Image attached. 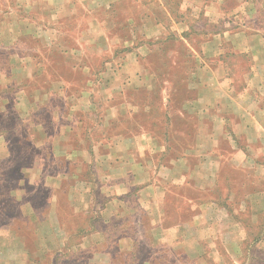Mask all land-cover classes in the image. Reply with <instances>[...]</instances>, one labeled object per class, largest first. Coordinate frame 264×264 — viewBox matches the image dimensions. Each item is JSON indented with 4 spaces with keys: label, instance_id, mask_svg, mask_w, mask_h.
I'll return each mask as SVG.
<instances>
[{
    "label": "crops",
    "instance_id": "crops-1",
    "mask_svg": "<svg viewBox=\"0 0 264 264\" xmlns=\"http://www.w3.org/2000/svg\"><path fill=\"white\" fill-rule=\"evenodd\" d=\"M82 1L78 2L81 10L90 14L98 4L110 7L123 0H91L94 5L91 8ZM131 1L147 11L141 15V26L134 27L138 32L133 39L142 34L153 44L127 40L136 45L135 50L118 64L111 60L107 31L88 28L87 33L97 40L95 51L107 58L110 54L98 71L82 67L95 96L90 93L85 96L79 91L68 93L74 82L62 76L46 81V88L39 90L37 98L23 92L15 95V108L28 107L21 116L28 127L32 151L27 161L14 162L8 133L0 132V161H7L19 173L16 185L8 192L14 199L13 207L6 211L0 201V264H43L49 255L56 264L64 252L70 251L73 256L80 245L86 249L103 245L104 250L94 252L90 262L100 258L105 264L118 261L112 247L118 252L127 249L130 257L121 261L137 264L263 261L255 252V249L264 251V93L259 94L264 87V48L255 46L260 32L240 33L230 48L254 56L257 63L243 90L237 92L233 82L226 80L222 64L200 63L195 72L190 70L183 78L187 90H196L195 96L182 99L179 108L173 111L170 81L160 73L149 75L150 68L155 69L156 65H150L148 52L153 47L164 50L157 40L171 34L174 28L186 31L189 25L181 19L167 27L149 11L151 8L139 0ZM200 4V0H183L180 6ZM28 22L20 21L13 36L35 30ZM41 31L42 36L55 38V42L51 41L64 54L63 64L72 69L80 67L74 55L78 48L65 47L57 34ZM214 32L216 45L211 46V54L220 60L229 51L221 44L222 40L234 37V33ZM245 37L246 46L240 47L238 41ZM181 38L186 57L193 48L183 35ZM175 50L170 47L166 51L173 54ZM43 66L24 62L11 72L0 71V84L11 85L18 77L26 78L47 68ZM195 73H199L198 79ZM130 86H135L137 92L140 91L137 88L144 87L158 90L164 86L162 92L167 88V96L161 93L166 108L164 116L179 117L182 126L168 125L161 132L142 124L132 129L124 126L120 120H129L137 112L123 111L126 101L132 102L125 99ZM115 88L123 93H114ZM99 94L106 103L99 131H91V126L86 133L79 121L61 120L64 112L57 108L52 111L53 118L60 119L54 132H48L47 126L37 119L44 107H51L54 96L61 98L72 112L67 118H72L75 108L94 105L96 102H89ZM1 99L5 101L4 97ZM95 117V111H90L91 122ZM189 117L195 119L194 125L189 124ZM101 131L103 135L98 136L96 133ZM48 147L50 154H43ZM78 159L92 171V177L81 175V168H76ZM81 214L88 218L76 225ZM244 215L249 216L247 222ZM68 216L73 223L71 227ZM255 227L259 229L256 236L251 233ZM83 228L89 232L74 246L69 237ZM128 233L132 235L131 241L124 244L123 235ZM142 252L145 257L140 255Z\"/></svg>",
    "mask_w": 264,
    "mask_h": 264
},
{
    "label": "rangeland",
    "instance_id": "rangeland-1",
    "mask_svg": "<svg viewBox=\"0 0 264 264\" xmlns=\"http://www.w3.org/2000/svg\"><path fill=\"white\" fill-rule=\"evenodd\" d=\"M80 1L82 0H0V71L5 73L11 72L14 66L18 67V65H23L24 62L31 63L35 67L43 63V67H47L41 68V73L37 71L35 72L36 74L29 75L26 78L24 76L18 77L11 85L0 84V112H2L1 109H7L6 112L0 114V132L2 130L7 131V137L12 142L14 155L21 161H27L30 154L28 140L25 141L28 127L25 124V118L21 116L23 115L22 111L26 112L28 107H21L22 109L15 108L14 100L16 94L23 92L37 98L40 96L39 90L44 91L46 88V81H53L58 76H62L74 82V85L72 84L68 87V93L79 91L85 96L89 95V93L91 96L94 95L87 82L88 75L83 72L82 67H93L95 71H98L103 68V63L107 56L99 55L95 51L97 40L92 37L91 33H87L88 28H95V31L97 28L107 31L109 40L111 41V60L116 61L118 64L126 60L131 51L135 50L136 45L134 44L146 42L151 45L153 44L151 40H146L142 34H138L136 39H133L134 33L136 35L138 32V29L135 30L134 27L141 26V15L143 13L147 14L143 6L131 0L118 1L110 7L102 6V4L94 6L93 2H90L91 0H89L90 3L87 0L82 1L86 2L85 4L90 8L94 6L93 11L88 14L81 10L82 7L78 3ZM139 1L151 8L149 11H152L153 14L155 13L157 18L167 27L174 25V22L181 19L185 20L189 25L186 31L174 28L175 30L173 29L171 34L168 33L163 39L157 40L160 46L164 47L165 51L161 50L162 48L160 47H153L148 52L150 65L151 63L156 65L155 69L150 68L149 75L160 73L161 77L166 79V81H170L168 87L172 98L173 111L179 108L182 99L195 96L196 90H187L184 85L185 83H183V78L188 71L195 72L200 63L222 64L226 80L233 82L237 92L243 90L245 85L247 86V82L253 76L254 67L257 64L255 63V58L254 56L249 57L245 54L236 53L230 48L231 45H234V38L239 36L240 33L243 32L250 35L251 33H256V31L260 33L255 46L264 48V0H200V5L188 8H184L187 4L184 7L180 6L183 0ZM45 4L47 6L41 7V5ZM148 14L151 16L150 12ZM25 19L27 22L29 21V24H33L32 27L35 30H26L25 34L14 37L13 31L16 30L17 24ZM41 26L42 28H40ZM41 30L50 32L52 36L57 34L58 41L65 47L78 48L79 52H75L74 55H77V66L79 64L80 67L72 69L69 65L63 64L64 54L55 48L56 43L51 41L55 42V38L51 39L42 36L41 33L43 31ZM214 31H229L230 33H234V37L227 36L222 40L221 44L227 46L229 51L221 55L220 60H217L211 54V46L215 47L216 45L214 41L215 37H213ZM182 35L193 48V52L188 53L186 57H184L185 50L181 42ZM127 40H133L134 44L129 41L126 42ZM217 43L220 44V41L218 40ZM238 44L240 47L246 46V37L240 38ZM170 47L172 49L176 48L173 54L166 51ZM109 57L110 54L107 59ZM195 78H199V73H195ZM163 87H159L158 90H149L145 89V87L137 88L140 89L138 92L135 86L127 88L125 99L132 102L126 101L123 105V111L131 110L137 112H135L133 117L128 118L129 120L126 118L120 120L121 123L124 122V126L130 129L137 124H142L145 128L155 127L156 132L165 130L168 125L176 128L181 127L183 121L179 117H174L172 121H168V118L164 116L166 108L162 104L161 93L167 96V88L165 87L166 89H163L162 92ZM99 93H102V91H99ZM114 93L121 94L123 92H121L120 88H115ZM263 93L264 87L259 91L260 95ZM262 96L264 108V94ZM1 97H4L5 101ZM51 102V107H44L41 110V117H37L42 124L47 126V130L50 133L56 130V125L60 120L53 118V108H57L62 113L64 112L61 120L69 121L70 123L72 121L74 123L79 121L78 125L86 133L88 129H91V126L93 127L91 131H99L103 125V111L106 108V103L101 100V94H99L97 99L93 98L89 102H96L94 105L92 103L90 106L86 105L82 108H75L72 118H67L72 112H69V109L63 104L59 96H54ZM1 103L5 105L1 106ZM116 104L120 106L119 103L116 102ZM93 110L96 113V117L94 118V122H91L89 112ZM188 120L190 125H194V118L189 117ZM96 134L101 136L103 132H97ZM175 142L177 141L175 140ZM49 147L43 150V154L45 152L46 154H50L48 153ZM61 159L63 161L64 156ZM76 168H81V175L83 177H92V171L86 169V167L84 168L81 159L76 160ZM18 178L19 174L18 171L16 172L15 167L7 161H0V201L2 202V208L6 211L14 205V199L8 195V192L16 185ZM262 187L264 186L262 185ZM86 217L88 218L86 214H81L75 222L76 225H81ZM248 217V215H244L246 222ZM67 219L68 226L71 227L73 223L70 216ZM22 232L29 231L23 230ZM88 232L89 230L87 229H80L78 234L69 237V242L75 246L82 236L88 234ZM68 233H71V231H68ZM251 233L256 236L259 233V229L255 227L251 230ZM64 235L66 236V234ZM131 236L129 233L123 235L126 240L124 244L130 243ZM82 246L80 245L77 256L76 252H74L73 256L70 251L64 252L65 255L62 253L63 256H61L59 263L57 262L56 264H105L100 261V258L90 263L87 261L94 252L104 250L103 245L87 249L81 248ZM245 249H248V247L246 246ZM111 250L117 253L116 256L119 261L114 264H123L121 258L130 256V252L125 248L121 252H118L113 247ZM255 252L263 260L255 264H264V251L255 249ZM140 255L145 257L144 252ZM44 263L53 264L52 257L49 255L44 260ZM209 264L216 263L210 260Z\"/></svg>",
    "mask_w": 264,
    "mask_h": 264
},
{
    "label": "trees",
    "instance_id": "trees-1",
    "mask_svg": "<svg viewBox=\"0 0 264 264\" xmlns=\"http://www.w3.org/2000/svg\"><path fill=\"white\" fill-rule=\"evenodd\" d=\"M172 119H173V118H168V121H172ZM26 140H28L27 143H28V149H29V152H30V154L28 155V159H29V158L31 157L30 155H31V151H32V150H30V149L32 148V146H31V144H30V142H29V138H28V137L25 138V141H26ZM11 143H12V142H11ZM17 160H19V159L16 158L15 155H14V157H13V161H14V162H17ZM16 172H17V170H16ZM18 174H19V173H18ZM21 232H22V231H21ZM22 234H23V233H22ZM131 237H132V236H131ZM78 252H79V251H78ZM77 255H78V253L76 254V256H77ZM129 257H130V256H129ZM136 257L138 258V256H136ZM87 261H89V263H90V259L87 260ZM117 262H119V261H117ZM114 263H115V262H113L112 264H114ZM125 263H126V264H137V263H135V262H131V261H128V262L125 261V262H123V264H125ZM139 264H140V263H139Z\"/></svg>",
    "mask_w": 264,
    "mask_h": 264
}]
</instances>
